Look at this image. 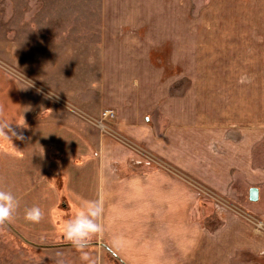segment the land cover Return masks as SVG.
I'll list each match as a JSON object with an SVG mask.
<instances>
[{
	"label": "crops",
	"instance_id": "1",
	"mask_svg": "<svg viewBox=\"0 0 264 264\" xmlns=\"http://www.w3.org/2000/svg\"><path fill=\"white\" fill-rule=\"evenodd\" d=\"M46 1L0 0V107L16 133L0 141V189L20 202L11 224L55 245L61 219L102 198L98 236L127 264L262 263L264 231L214 209L188 181L264 219V80L254 78L252 65L189 64V22L201 20L190 18L192 0H73L74 14L62 13L48 33L58 49L28 60L24 29H37ZM59 66L89 76L65 89ZM91 89L97 99L90 100ZM52 93L93 118L114 109L116 131L132 144L50 106ZM136 147L188 178L157 170ZM32 206L44 213L39 223L24 219ZM65 237L56 244L69 243Z\"/></svg>",
	"mask_w": 264,
	"mask_h": 264
},
{
	"label": "rangeland",
	"instance_id": "2",
	"mask_svg": "<svg viewBox=\"0 0 264 264\" xmlns=\"http://www.w3.org/2000/svg\"><path fill=\"white\" fill-rule=\"evenodd\" d=\"M247 1H249L250 7H246V5H248ZM72 2L73 0H70L67 4L61 3L60 5L59 0H47L44 4L45 7L41 9L39 15L41 23L38 25L37 29H33L32 25H27V28L24 29L26 38L24 39L26 42L24 46L26 47L25 52L27 51L29 53L26 56L28 60L31 59L30 54H32L33 59L42 61L44 60V56H40L41 50L46 49L49 51L48 54L50 53V55H52L54 49H58L55 42L49 39L48 33L49 31L53 33L51 24H56V20L60 18L59 16H61L62 13L66 16L74 14V9L70 8ZM192 3V7L190 6L189 9L190 18H201V20L197 22L190 20L189 22V64L252 65L254 69V78L264 80V0H192ZM205 9H207V11H204ZM56 30L59 31L58 25ZM27 48L29 49L27 50ZM226 48L233 49L228 51ZM37 55L38 57H36ZM51 57L45 56V61L50 64L54 63V58ZM3 61L4 56H1L0 63L3 64ZM257 68L259 71H256ZM58 71L59 74L63 76L60 81V86L65 89H72L73 86H75L72 85L74 79H76V84H79L78 86L82 85L85 77L89 76V74L84 73V71H80L77 68L69 69L67 66H59ZM17 75L22 77L25 74L18 69ZM37 91L45 95L50 94L44 89H38ZM53 93L52 96L54 97L50 100V106L56 105L66 110L70 109L80 117L92 123L99 118L91 117L87 111L78 104L72 103L65 95L60 93H55V95H53ZM87 95L90 96V100L97 99L96 91L93 89H91ZM115 123L116 120H112V124L109 123V128L117 130ZM159 162L161 165H166L167 167L173 165L165 161ZM156 169L164 170L159 165H157ZM178 170L179 171L174 169V174L186 178V172L180 168H178ZM194 185L199 186L197 184ZM202 188L210 193L212 197L206 194H200L197 195V197L205 199L214 209H218L216 204L219 202V206L222 210H230L232 213L243 216L254 227L257 226L259 221L264 223L263 218L240 205L235 200L227 198L226 196L225 199L218 198L216 194L221 196L224 195L212 191L206 185ZM216 200H218V202ZM71 216L72 217H68L72 219L75 214ZM64 223V220L61 219V223L58 227V234H60V236L54 238V244L62 242V236H65L63 230ZM24 235L26 239L32 242L42 244L39 243L36 236H30L25 232ZM64 240L70 243L66 237ZM90 241L102 243L98 235L93 236ZM84 256H87V259H83ZM60 260L63 261V264H123L114 258V256L100 244L89 245L83 248H78L76 246H69L66 248L40 247L26 242L9 224L0 226V264H57ZM261 262L262 263L258 264H264V261Z\"/></svg>",
	"mask_w": 264,
	"mask_h": 264
},
{
	"label": "clouds",
	"instance_id": "3",
	"mask_svg": "<svg viewBox=\"0 0 264 264\" xmlns=\"http://www.w3.org/2000/svg\"><path fill=\"white\" fill-rule=\"evenodd\" d=\"M241 83L250 82L246 77H242ZM10 123L4 118L3 108L0 107V141L10 140V135L16 136L12 131ZM23 126L24 124H18ZM23 139L22 136H17ZM20 207L17 197L10 191L0 189V226L9 224L13 221L14 214ZM104 214L103 199L98 198L92 201H84L80 211L63 224V230L66 238L78 248H83L93 236L101 235L104 231V225L100 222ZM44 218V213L38 206H32L24 210V219L31 223H39ZM83 259H87L84 256ZM57 264H63L60 260Z\"/></svg>",
	"mask_w": 264,
	"mask_h": 264
},
{
	"label": "built area",
	"instance_id": "4",
	"mask_svg": "<svg viewBox=\"0 0 264 264\" xmlns=\"http://www.w3.org/2000/svg\"><path fill=\"white\" fill-rule=\"evenodd\" d=\"M115 118H116V111L114 109H112V108H107V109H105V110L102 111L101 116L98 119L94 120V123H95V125H97L101 129L102 132L107 133V134L111 135L114 139H116L117 141L123 142V143L127 144L128 146H130L129 144H132V143H129L128 139H126L123 135H121L116 130H113V128H109V126H110L109 123L112 124V120H115ZM136 148L140 152V155L144 159H146V160L147 159L152 160L151 158H153V157L150 155V153H149L148 150L143 149V148L140 149L138 147H136ZM153 159L154 160H152V161H153V164H154V167L155 168L157 167V165H159L163 169L168 170V171H171V173L174 174V169L175 168H172L170 165H169V167H167L166 165H161L159 161H162V160L155 159V158H153ZM186 178H188L187 175H186ZM188 181L190 182V184L192 186V190L194 191V193L196 195L206 194V195L212 197V195L210 193H208L206 190H204L202 188L204 186L203 184H201V183H199V182H197L195 180L188 179ZM194 184H197V185L202 186V187L195 186ZM216 196L218 198L225 199V197H223V196H221L219 194H216ZM216 201L218 202V200H216ZM216 205L219 206V202ZM230 209H232V208H230ZM255 227L257 229H259V230L264 231V223L262 221H259L257 223V226H255Z\"/></svg>",
	"mask_w": 264,
	"mask_h": 264
},
{
	"label": "water",
	"instance_id": "5",
	"mask_svg": "<svg viewBox=\"0 0 264 264\" xmlns=\"http://www.w3.org/2000/svg\"><path fill=\"white\" fill-rule=\"evenodd\" d=\"M258 188L254 187L252 189V199L255 200L256 199V195L258 194ZM9 225L13 228V230L18 233L20 235V237H22L26 242L33 244V245H37L40 247H54V246H60V245H73L72 243H67V244H55V245H42V244H36L28 239H26L22 234L19 233V231H17L10 223ZM102 245L104 248H106L117 260H119L121 263L123 264H127L118 254H116L108 245L104 244V243H99V242H88L87 245Z\"/></svg>",
	"mask_w": 264,
	"mask_h": 264
}]
</instances>
